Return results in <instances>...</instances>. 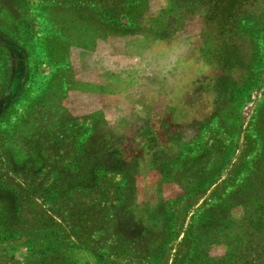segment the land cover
<instances>
[{"label":"rangeland","instance_id":"1","mask_svg":"<svg viewBox=\"0 0 264 264\" xmlns=\"http://www.w3.org/2000/svg\"><path fill=\"white\" fill-rule=\"evenodd\" d=\"M11 4L16 14L6 22L29 32L32 55L40 59L37 65H30L34 67L36 84H30L31 90L24 94L31 96L28 101L49 72L38 46L54 29L62 35L57 26L66 25V5L92 13L90 29H98V34L89 50L82 48L78 40L69 44L61 65L71 71L74 85L63 90L58 103L72 120L66 125L32 126L45 160L39 164L43 170L36 174L23 172L25 163L18 150V120L24 114L25 100L23 104L13 103L14 90L6 98L0 96V129H10V148L16 151L10 160L0 154V264H183L194 216L200 207L217 201L240 182L255 155L256 136L250 125L256 107L264 101V26L257 41L261 54L259 80L241 106L230 159L202 189L182 196L180 179L171 175L170 169L158 171L154 157L159 153L180 155V164H184L201 149L228 142L213 124L200 128V120L209 114L213 97L209 89L194 85L208 82L206 76L211 75L207 67L195 60L202 12L198 10L184 19L168 39H152L130 31L106 29L115 24V29L129 25L124 15L128 4H136L132 14L136 26L148 27L154 19L169 14V0H11ZM33 109L39 113L35 118L47 111L38 105ZM94 112L103 117L107 133L120 138L118 156L138 161L136 198L162 202L172 214V237L157 261L142 254L150 245L148 238L129 240L112 230V210L117 206L114 189L119 182L116 173H101L96 187L75 188L55 202L43 197L42 189L53 180L57 169L77 152L89 123L87 117ZM162 122H170V127L181 133L187 142L185 152L165 137ZM242 218L241 206H233V226L240 228ZM7 228L10 235L6 238L2 229ZM206 250L210 256H222L226 245L211 244Z\"/></svg>","mask_w":264,"mask_h":264},{"label":"trees","instance_id":"2","mask_svg":"<svg viewBox=\"0 0 264 264\" xmlns=\"http://www.w3.org/2000/svg\"><path fill=\"white\" fill-rule=\"evenodd\" d=\"M169 2V14L154 19L144 28L137 27L133 20L136 4H128L124 8V15L128 17L129 25L115 29L118 26L115 24L106 30L130 31L131 34L152 39H168L179 30L177 28L183 25L184 19L198 10L202 12L203 23L198 32L195 60L207 67L211 75L206 76L208 82H194V85L209 89L213 97L209 114L200 120V128L213 124L227 137L228 142L224 146L201 149L184 164H180V155L170 157L159 153L154 157L158 171L170 169L171 175L180 179L183 196L202 189L230 159L233 148L231 140L239 129L241 106L259 80L261 54L257 41L264 26V0ZM63 13L66 25L57 26L63 37L54 29L38 46L44 53L43 63L49 72L38 82V92L33 101H28L31 96L24 94L31 90L30 84H36L34 67L30 65H37L40 59L32 55L34 51L29 32L23 29L20 35L26 71L24 77L15 82L12 91L16 92L13 103L23 104L25 100L24 114L18 120L21 129L18 150L23 155L25 173L40 172L44 166L39 164L45 161L39 150L41 141L37 139V142L34 138L32 126L45 127L50 123L66 125L73 118L58 103L63 90L71 89L74 85L71 71L61 66L64 65L68 45L78 40L82 48L89 50L93 46V37L98 34V29H90V22L94 19L92 13L78 11L77 7L70 5H66ZM6 85L8 81H1L0 96ZM37 105L47 110L41 114V118H35L39 113H35L37 110L33 107ZM87 119L89 123L78 143L77 152L71 161L57 169L53 180L42 189L43 197L48 202H55L75 188L96 187L97 176L101 173H116L119 182L114 189L117 206L112 210V230L129 240L143 236L148 238L150 245L142 254L149 260L157 261L172 237V214L162 202L136 198L138 161H126L118 156L120 138L107 133L100 113L94 112ZM251 122L250 127L256 136V151L249 169L229 192L217 201L200 207L190 227V245L183 264H264V101L256 107ZM170 124L161 123L165 137L174 140L185 152L187 142ZM10 135V129H0V154L3 153L8 160L16 152L14 147L10 148ZM236 205L241 206L243 211L240 228L233 226L230 220V209ZM2 233L6 238L10 235L8 228L5 231L2 229ZM217 243L226 245V253L210 256L207 246Z\"/></svg>","mask_w":264,"mask_h":264},{"label":"crops","instance_id":"3","mask_svg":"<svg viewBox=\"0 0 264 264\" xmlns=\"http://www.w3.org/2000/svg\"><path fill=\"white\" fill-rule=\"evenodd\" d=\"M16 14L15 8L11 4V0H0V62L2 63V74L0 80L3 83L8 81V85L4 86L1 97L6 98L12 91L15 82L24 77L26 71V61L24 49L20 46V35L22 29H15L12 23L6 22L13 19ZM2 16H5L4 19ZM6 25V27H5ZM10 43V44H9ZM9 44V45H8ZM0 97V98H1Z\"/></svg>","mask_w":264,"mask_h":264}]
</instances>
